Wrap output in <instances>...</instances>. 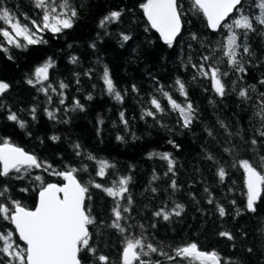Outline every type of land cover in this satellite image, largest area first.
Instances as JSON below:
<instances>
[{
	"label": "trees",
	"instance_id": "16d2710c",
	"mask_svg": "<svg viewBox=\"0 0 264 264\" xmlns=\"http://www.w3.org/2000/svg\"><path fill=\"white\" fill-rule=\"evenodd\" d=\"M60 2L57 0V5ZM145 2L69 0L77 11L73 27L55 35L44 30L40 35L46 43L15 47L0 35V82L9 85L0 94V141L7 139L52 165L48 170L33 169L22 179L14 178L15 173L0 176V191L7 188L0 200H17L34 208L40 187L35 176L45 184H63L61 177L50 173L74 168L77 179L89 187L90 199L86 198L85 205L96 221L89 226L90 244L112 264H122L124 238L141 235L146 243L163 248L169 255H174L177 246L196 243L202 251L217 252L223 264H264V193L255 205L256 211L249 212L244 173L237 163L247 159L260 169L264 157V137L257 131L260 121L255 115L260 93H264V84L260 83L264 80V26L256 24V30L246 36L243 30H237L242 45L238 58L245 71L239 73L226 63L219 65L221 71L228 72L223 77L226 91L221 97L212 89L211 81L192 65L199 64L212 49L221 56L217 44L226 40V32L209 31L202 14L193 10L191 0H181L182 32L169 47L145 21L141 8ZM259 4L260 0H243L227 22L241 14L255 21L261 14ZM5 8L23 24L31 26L32 20H41L34 0H0V9ZM112 11L121 12L119 19L101 27V20ZM3 30L11 32L0 21ZM124 35L129 39L125 41ZM243 46H247V54ZM49 61L52 67L45 84L51 88L46 96L40 91L41 85L28 81L34 80L37 67ZM105 69L121 94L120 101L107 92ZM177 79L185 84L187 101L178 91ZM61 82L67 85L62 90ZM242 88L248 90L250 99L239 97ZM161 90L177 103L193 105L194 118L188 128L183 127L182 118L171 109ZM153 98L164 109L155 119L145 115L149 110L155 112L150 103ZM76 100L83 110L75 108ZM49 111L54 112L55 119L48 117ZM10 113L24 121L25 127L8 120ZM54 136L58 139H51ZM253 139L257 140L255 145ZM77 144L79 149L75 148ZM163 153L171 154L174 174L168 172L167 161L160 158ZM209 155L215 159H208ZM100 161L112 165L103 179L97 175ZM221 167L226 172L223 181L218 176ZM120 178H130L125 195L132 197L130 205L121 201L130 209L123 213L124 234L109 227L114 219L113 198L89 183L111 186ZM173 180L176 190L169 187ZM209 199L213 203H208ZM165 204L169 210L181 204L184 211L168 221L155 217L153 213ZM217 206L225 209V216L219 215ZM9 230L12 225L0 219V232ZM221 232L231 233L234 239L222 237ZM81 256L82 264H94L87 252ZM144 259L152 264H189L187 260L169 261L156 253Z\"/></svg>",
	"mask_w": 264,
	"mask_h": 264
},
{
	"label": "snow or ice",
	"instance_id": "6c2138e0",
	"mask_svg": "<svg viewBox=\"0 0 264 264\" xmlns=\"http://www.w3.org/2000/svg\"><path fill=\"white\" fill-rule=\"evenodd\" d=\"M241 2L242 0H191L193 10L202 14L209 29L213 32H226V40L222 39L217 44L221 56L217 57V49H212L209 54L201 57L199 64L192 65L200 76L211 81L212 89L221 97L224 96L226 91L223 77L227 76L228 72L221 71L219 65L226 63L228 67L239 73L245 71L241 60L238 58L241 55L242 45L238 43L240 33L237 30H243V35L246 36L248 32L256 30V24L264 26V0H260L261 14L255 21L241 14L239 18H233L230 22H227L234 11L238 10ZM34 6L41 11L42 16L40 22L32 20L31 26L23 24L19 20H14L6 8L0 9V21H3L11 29V32L8 30L0 31V35L7 40L9 45L26 47L42 42L46 43L40 35L44 30H48L55 35L73 27L77 11L71 7L69 0H61L58 5L57 0H34ZM141 8L150 27L159 33L164 44L171 47L181 34L182 29L181 5L178 0H146ZM120 16V11H112L101 20L100 26L103 27L108 21L118 20ZM12 33L15 35L13 36ZM196 38L194 35L193 39ZM123 39L126 41L129 37L124 35ZM21 41L24 43H21ZM243 53H248L247 46H243ZM210 61L211 63H209ZM189 62L191 63V58H189ZM50 67H52L51 61L37 67L34 72V80L29 79L28 81L29 84L34 86L41 85L40 91H43L46 96L51 88V85L45 84L48 80ZM193 78L195 79V77ZM103 79L108 94L120 101L122 99L121 94L116 90L107 69L104 70ZM260 83L264 84V80H261ZM175 84L178 86L180 95L187 101L184 82L177 79ZM8 87L7 83L0 82V94H3ZM59 87L62 90L67 85L61 82ZM252 88L255 90L254 86ZM51 90L56 91L55 88ZM163 95L167 98L171 109L179 113L183 120V127L188 128L194 118L193 105L190 102L186 104L177 103L166 91H163ZM238 95L242 99H250L247 89H240ZM260 97L261 100L255 115L259 117L260 121V127L257 131L261 137H264V93H260ZM91 98V96L88 97V99ZM60 103H64L63 99ZM150 103L155 112L149 110L145 112V115L155 119L156 113L163 112L164 109L156 98H153ZM74 106L83 110V105L78 100L74 101ZM32 111L34 113L35 109ZM48 117L55 119L54 112L49 111ZM7 118L18 124L20 128L25 127V122L20 120L15 113H10ZM33 119H35L34 115ZM121 120L127 125L123 113H121ZM221 126L224 127L223 124ZM209 135H212V133L209 132ZM51 139L57 140L58 137L54 136ZM117 139H121V137H117ZM169 142L171 143V141ZM251 143L255 145L257 140L253 139ZM75 148L79 149L80 146L77 144ZM79 154V151H77V155ZM88 158L95 159L92 156ZM160 158L167 161L168 172L174 174L175 162L171 158V154H160ZM208 159L215 158L209 155ZM261 161L262 166L260 169L247 159L237 161L239 168L243 169L244 173V184L247 189L246 207L249 212L256 211L255 205L264 193V157H261ZM110 167L112 165L107 161H100L97 175L103 179ZM51 168L52 165L40 161L35 155L15 146L7 139L0 141V176L9 177L10 174L15 173L14 178L22 179L30 175L33 169L48 170ZM76 171L73 168L59 172L53 170L50 173L61 177L64 181L63 184H45L39 175L35 176V180L40 181V187L38 200L34 208L25 207L17 200H10L9 203L0 200V219L8 221L13 226L12 230L0 232V264H82V252L91 255L94 264H112L108 256L99 253L90 244L89 226L96 223V221L89 214L85 205L86 198L90 199L87 195L89 187L77 179ZM218 176L221 181L224 180L226 176L224 168H219ZM129 181L130 178H120L111 186L89 181L93 187L103 190L115 201L112 208L114 219L109 227L116 229L121 234L126 232V228L121 223L125 219L123 213L130 212L129 207L122 205L121 201H126L127 205L132 203V197L125 195L129 191ZM169 187L176 190V181H171ZM21 191H27V189H21ZM152 191L155 192L156 189L153 188ZM5 192H7V188L0 191V197H4ZM5 199L8 198L5 197ZM208 203L211 204L213 201L209 199ZM217 208L219 215L221 217L225 216V209L220 206H217ZM183 211L184 208L181 204H175L170 210L165 204L156 210L153 215L168 221L172 216L179 217ZM220 235L228 240L234 239L229 232H221ZM173 252L174 255H169L163 248H158L152 243H146L142 235L139 238L125 237L121 251L122 264H152V261L145 260L144 257H148L153 253L164 256L167 260L173 262L187 260L189 264H223L222 258L217 252L202 251L196 243L177 246L173 249ZM155 264H160V262L156 261ZM231 264H235V262H231Z\"/></svg>",
	"mask_w": 264,
	"mask_h": 264
},
{
	"label": "water",
	"instance_id": "95a60500",
	"mask_svg": "<svg viewBox=\"0 0 264 264\" xmlns=\"http://www.w3.org/2000/svg\"><path fill=\"white\" fill-rule=\"evenodd\" d=\"M179 1H181V0H178V2ZM243 1V0H242ZM242 3V2H241ZM240 6V5H239ZM238 6V7H239ZM233 15V14H232ZM231 17V16H230ZM229 17V18H230ZM144 19H145V21L147 22V24L149 25V23H148V21H147V18H146V16L144 15ZM149 27H150V25H149ZM151 28V27H150ZM152 29V28H151ZM209 29V28H208ZM152 31L159 37V39H160V41L162 42V44H164V42H163V40L160 38V36H159V33L158 32H156L155 31V29H152ZM209 31H211V32H213L211 29H209ZM181 32H182V29H181ZM213 33H216V32H213ZM181 35V34H180ZM180 35L177 37V39L180 37ZM176 39V40H177ZM164 45H166V44H164ZM63 183H64V181H63ZM246 191H247V189H246ZM37 200H38V195H37ZM37 200H36V203H37ZM258 202V201H257ZM13 227V226H12ZM22 243V242H21Z\"/></svg>",
	"mask_w": 264,
	"mask_h": 264
}]
</instances>
